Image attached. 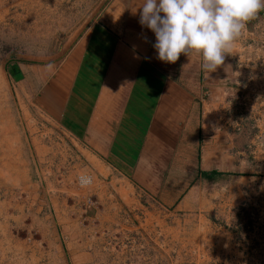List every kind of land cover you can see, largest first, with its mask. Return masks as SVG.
Listing matches in <instances>:
<instances>
[{
  "label": "rangeland",
  "instance_id": "374dc122",
  "mask_svg": "<svg viewBox=\"0 0 264 264\" xmlns=\"http://www.w3.org/2000/svg\"><path fill=\"white\" fill-rule=\"evenodd\" d=\"M108 1L0 0V264H264V34L232 74L201 70L193 164L172 176L156 157L145 181L41 104ZM36 68L50 80L19 82Z\"/></svg>",
  "mask_w": 264,
  "mask_h": 264
},
{
  "label": "crops",
  "instance_id": "0c3cea01",
  "mask_svg": "<svg viewBox=\"0 0 264 264\" xmlns=\"http://www.w3.org/2000/svg\"><path fill=\"white\" fill-rule=\"evenodd\" d=\"M142 3L108 1L55 66L57 72L48 70L54 85L44 87L41 104L49 117H59L73 135L119 171L137 177L148 171L146 181L157 170L156 157L165 160L160 171L175 176L198 156V79L203 68L196 56L181 54L174 64L157 58L155 34L139 23ZM242 33L214 75L232 74L234 62L241 64L246 57V44H259L264 10L247 22ZM31 70L16 69L20 83L50 80L44 71L40 75L38 68ZM152 175L149 180L156 179ZM164 180L162 187L167 183Z\"/></svg>",
  "mask_w": 264,
  "mask_h": 264
},
{
  "label": "clouds",
  "instance_id": "9594fccd",
  "mask_svg": "<svg viewBox=\"0 0 264 264\" xmlns=\"http://www.w3.org/2000/svg\"><path fill=\"white\" fill-rule=\"evenodd\" d=\"M139 23L155 34L158 59L174 64L184 54L201 59L212 73L224 64L248 21L264 0H143ZM91 177H80L82 187Z\"/></svg>",
  "mask_w": 264,
  "mask_h": 264
},
{
  "label": "trees",
  "instance_id": "16d2710c",
  "mask_svg": "<svg viewBox=\"0 0 264 264\" xmlns=\"http://www.w3.org/2000/svg\"><path fill=\"white\" fill-rule=\"evenodd\" d=\"M222 173H219L217 171H212V172H204L202 175L206 177L207 179L214 180L216 176H220Z\"/></svg>",
  "mask_w": 264,
  "mask_h": 264
}]
</instances>
